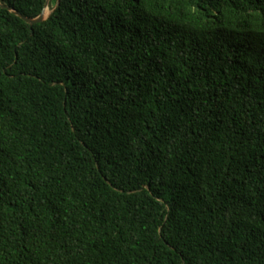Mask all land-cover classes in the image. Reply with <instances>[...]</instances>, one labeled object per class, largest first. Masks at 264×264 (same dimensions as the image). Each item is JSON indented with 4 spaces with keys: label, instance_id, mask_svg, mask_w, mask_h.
Returning a JSON list of instances; mask_svg holds the SVG:
<instances>
[{
    "label": "trees",
    "instance_id": "16d2710c",
    "mask_svg": "<svg viewBox=\"0 0 264 264\" xmlns=\"http://www.w3.org/2000/svg\"><path fill=\"white\" fill-rule=\"evenodd\" d=\"M57 2L0 0V264H264V0Z\"/></svg>",
    "mask_w": 264,
    "mask_h": 264
},
{
    "label": "water",
    "instance_id": "95a60500",
    "mask_svg": "<svg viewBox=\"0 0 264 264\" xmlns=\"http://www.w3.org/2000/svg\"><path fill=\"white\" fill-rule=\"evenodd\" d=\"M50 1H51V0H47V3H46V6H45V10H44V12L42 13V15H40L38 18H35V19L25 17V16H23L20 12H18V11H14V10H13L12 8H10V7H5V6H3V8H7L8 10L14 12L18 17H20L21 19H23V20H24L26 23H28L29 25H36V24H40V23L45 22V21L51 16L52 13H51L49 16L46 15V9L48 8ZM59 3H60V0H58V2H57V6L59 5Z\"/></svg>",
    "mask_w": 264,
    "mask_h": 264
},
{
    "label": "rangeland",
    "instance_id": "374dc122",
    "mask_svg": "<svg viewBox=\"0 0 264 264\" xmlns=\"http://www.w3.org/2000/svg\"><path fill=\"white\" fill-rule=\"evenodd\" d=\"M48 7H49V8H48L47 11H46V15H47V16H49V15L53 12V10L55 9V5L51 4V1H50ZM49 9H50V10H49Z\"/></svg>",
    "mask_w": 264,
    "mask_h": 264
},
{
    "label": "bare ground",
    "instance_id": "6f19581e",
    "mask_svg": "<svg viewBox=\"0 0 264 264\" xmlns=\"http://www.w3.org/2000/svg\"><path fill=\"white\" fill-rule=\"evenodd\" d=\"M48 8H49V7H48ZM48 8H47V9H48ZM47 9H46V11H47Z\"/></svg>",
    "mask_w": 264,
    "mask_h": 264
}]
</instances>
